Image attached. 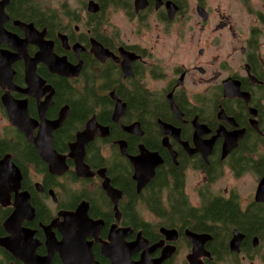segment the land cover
<instances>
[{"label": "flooded vegetation", "instance_id": "flooded-vegetation-1", "mask_svg": "<svg viewBox=\"0 0 264 264\" xmlns=\"http://www.w3.org/2000/svg\"><path fill=\"white\" fill-rule=\"evenodd\" d=\"M90 2L96 6L94 12L95 6L89 11ZM36 3L47 13L55 12L59 18V28L67 38L66 47L58 38L60 30L55 33L57 39L48 38L46 28L21 20L14 0H9L5 7L8 21L2 24L7 37L0 32V42L10 38V45L0 43V52H3V55L0 54V67L3 70L7 67L9 53L11 57L19 54L21 58L27 33L17 23H31L37 30V36L45 31L44 40L53 43V52L57 57H66L72 65L80 63V75L67 79L52 74L44 64H39L37 75L44 84L29 83L28 88L31 90L28 94L35 97L9 90L7 77L4 80L1 78L0 121L6 120L7 128L15 130L38 155L33 144L18 129L10 126L1 98L9 90L10 97L17 101L16 106L26 101L27 118L39 122V102L45 104L50 96L52 102L47 106L44 118L54 121L63 107H68V81L74 82L78 88V118L85 119L82 129L76 131L68 144L65 137L70 128H62L66 119L53 133L52 150L65 157L67 170L55 176L43 163L50 177L45 184L44 180L35 182L31 178V183L27 178V187L38 197L44 196L51 213L49 222L44 224L35 222V210L33 218L27 215L28 209H23L20 215L21 219L26 218L22 222L23 228L34 231L38 244L35 250L40 247L44 250L43 255L36 254L41 257L48 254L43 227L53 221L52 231L55 238L61 241L63 237L60 234L65 231L69 218L59 215L75 212L84 205L82 207L87 210L91 220L87 241L92 243V258L96 264H176L178 260L181 264H255L257 260L264 264V202H259L256 197L259 183L264 179V0H86L76 8L62 3L60 12ZM119 14L123 19L119 17L117 22L111 21ZM119 21L129 28L133 24L140 31H148L151 22H155V29L159 31H175V45L165 56V62L159 57L156 58L158 64L153 61V46L147 48L141 42L127 44L128 41L114 35L113 32L122 27ZM181 37H185L186 43L181 48L183 59L177 65L171 64ZM33 38L35 40V36ZM15 42L17 50L21 43V50H15ZM39 51L40 47L25 44L23 60L25 53L32 59ZM23 60L13 62L11 68L14 72L13 85L24 90L27 80L24 81ZM155 81H161L158 89L151 87ZM117 105L122 109L119 110L118 121L115 117ZM91 119L96 122L98 131L94 139L85 145L83 163L86 166L85 176H88L80 178L75 172L73 157L68 156L69 146ZM237 132H241V136L235 144ZM121 142L123 144H119ZM115 153L119 154L120 159L114 156ZM87 158L90 162H87ZM135 162L140 168L143 166L153 171V176L140 189L137 188L138 168L136 172ZM122 166L124 168L120 172ZM26 167L27 174L31 172V167L34 169L31 164H26ZM149 170L141 173L148 174ZM72 173L76 177L74 182L69 181ZM247 174L253 175L255 181L245 205L241 203L234 186L219 190L216 186L225 178L241 181ZM188 177L199 178L195 190L198 202L195 204H192L187 191ZM171 179L179 182L173 184L170 191ZM37 183L42 190L36 188ZM24 188L22 184L20 191L27 192L30 201L31 193ZM109 189L119 192L116 209L114 196L109 195ZM152 190L164 208L175 204L179 194L176 191L179 190L183 201L191 206V215H186L187 210L180 211L181 216L186 217L184 222L189 224L181 223L177 216L174 218L176 226H164L162 218L147 208V194ZM50 192H53L54 200ZM213 198L230 206L231 220H235L236 208L241 214L249 213L245 216L251 222L257 221L258 230L242 229L239 222L211 225L210 217L204 214L207 216ZM12 200L13 194L10 207ZM15 200L13 204H16ZM179 203L178 198L176 206ZM142 210L159 221L157 224L150 223L155 227L149 234L153 240L144 231L148 229L149 221L144 218ZM194 214L195 219L192 217ZM34 226L39 228L41 236L36 237ZM117 230L119 233L129 230L123 238L130 246L133 245L130 243H135V248L132 246L127 254L121 252L118 258L112 255L110 259L103 252L113 247L111 240ZM162 231L169 232L168 239ZM191 234L196 240L195 246ZM70 236L71 244L67 248H75V253L67 256L60 252V255L63 259L67 256L71 264H79L81 257L78 256L86 248L82 242L83 247L73 243L74 236ZM105 245L109 246L105 248ZM153 245L155 250L149 252L148 248ZM87 254L85 252V256ZM60 255L54 253L51 263L54 264L57 256L59 264H62ZM85 256L83 260L88 259ZM85 264H91L90 260Z\"/></svg>", "mask_w": 264, "mask_h": 264}, {"label": "water", "instance_id": "water-1", "mask_svg": "<svg viewBox=\"0 0 264 264\" xmlns=\"http://www.w3.org/2000/svg\"><path fill=\"white\" fill-rule=\"evenodd\" d=\"M8 1L9 0H0V32L2 33L4 32L6 37H7L6 35L7 32H5V29L2 27V24L8 21V17L5 13V7L7 6ZM88 6H89V11L91 12V8H93L95 4L93 2H90ZM95 9L96 6L93 8V12L95 11ZM17 25L24 32L26 30L27 33L25 34L26 35L25 42H23V50H21V43L19 44V50H21V58L19 57V54L17 55L13 54V57H11V53H9L10 54L9 58L11 59L9 62H8L9 58L7 59L8 68L5 67V70H3V67L2 66L0 67L1 68L0 80L1 78L4 80L5 76L7 77V81L9 82L8 85L9 90H13V91L18 90L17 92H21V94L23 95L26 96L29 95L28 97H35L34 95L28 94V92H31V90H29L28 88H29V83L38 84L39 86H42L44 84L43 80H40V78L37 75L36 69H37V65L39 64L42 65L44 64L45 67L49 69L48 71H50L52 74H55L60 77H65L67 79L77 78L80 75V69H81L80 63H78L77 65H72L67 61L66 57H57L53 52V43L51 41L44 40L45 31L39 33V35L37 36V30L34 28L33 24L31 23L19 24L18 22ZM33 36H35V40ZM58 38L61 41V43L66 47L67 45L66 36H64L63 34L59 36L58 34ZM2 42H6L10 45V38H7L1 41L0 43ZM27 43L40 47V51L32 59L28 58V56L25 53V60H23V51L25 52V44ZM11 47L13 48V42H11ZM15 50H17V42H15ZM0 54L3 55V52H0ZM5 55H7V52H5ZM18 60L19 61L23 60L24 62V76H25L24 81L27 80L25 82L26 87L24 90L16 88L12 82V77L14 72L11 68V65L13 64V62H17ZM1 89H3L2 85H1ZM9 90L7 91V95L5 94L3 95V98H1V102L7 111V116L9 118L10 126L18 129V131L21 132L24 135V137H26L27 141L33 144L35 150L38 152L41 161L47 165L50 174L55 176L62 175L67 170V166L65 164V157L56 154L55 151L52 150L51 146L53 143V133L62 126L64 120L68 115V107H63V109L58 113V117L56 120L47 121L44 118V114L47 106H49L52 102L51 97L49 96L50 101L47 100L46 98L47 102L43 104L39 102V98H38L39 96L37 94V102H39V110H40V111L38 110V114L40 113L39 122L36 120H29L26 114L27 111L26 101H22L23 103L19 105L21 107L16 106L17 101L13 100L12 96L10 97ZM41 104L43 105L41 106ZM119 110L122 111L120 106L117 105L115 107V112H116L115 117L117 121H118V117L120 116ZM175 112H177V109L175 110ZM21 116H23V118H21ZM124 129H128V128H124ZM35 130H37L36 136L34 134ZM104 130L107 131L106 128ZM96 131H98V126H96V122L93 119L89 120L88 123L86 124L85 129L76 134L75 141L69 146L70 152L68 156L69 158L73 157V161L75 164V172L77 173V177L84 178L88 176V175L85 176L86 173L84 172V169L86 168V166L83 163L84 155H85V145L94 139ZM239 136H241V132L240 134L238 133L235 136V144L238 141ZM119 144H123V143L121 142ZM235 144L233 148L235 147ZM10 158H11L10 155H5L4 158L0 159V173L6 179L5 182L1 181L0 179V204L2 206H9L11 194H13V200H15L16 197L15 200L16 204H13V200H12L11 204L13 207V211L4 223L7 236L2 239L0 238V246L4 250L9 252V254H11L15 259L22 262L23 264H52L51 258L54 253L60 255V252H63L67 254V256H70L71 253H75V248L69 250L71 244V240H69V238H71L70 235H72L74 236L72 237L73 243L81 247H83L82 245L84 244L86 248V250L82 248L83 249L82 254L78 256V258L81 257L79 264H85V262H89V260L91 264H96L93 262V258H92V248H91L92 243L87 241V236L90 235L89 227L91 226L90 224L91 220L87 216V210L82 207L84 205L79 206V208H77L75 212H71L67 214L63 213L59 215V217L65 216V218H69L68 220L69 223L67 224L65 231L63 230V234L61 232V229L59 228V232H61L60 235H62L63 237L61 241H58L55 238V234L52 231V227L54 224L53 221L49 225L43 227V232L45 235V244L48 254L43 257L38 256L36 254L35 248L37 247L38 244H37V240H35L34 231L28 228H23L22 222L26 218L18 219V214H17V218L14 217L15 208H17V206H18L17 210H19V208H21V210L28 209L29 212H27L28 213L27 215L31 218L34 217V211H33L34 209H32L33 207L29 203L30 197L28 193L25 191L23 192L20 191L22 175L20 170L17 168V166L13 163V161ZM138 166L139 164L135 162V170L136 167L138 168V172L136 170L138 174L137 188L140 189L143 187V185L147 184L149 179L153 176V171L149 170L150 168L146 167L144 169L143 166L141 168L140 166L139 167ZM143 170H149L148 174H146V172L145 174H142L141 172H143ZM139 182L141 183V186H139ZM38 184L39 183L35 184L36 188L42 190L40 188L41 185ZM108 192L111 197L114 196L113 204H114V208L116 209L119 192L111 189H109ZM50 195L54 200L53 192H50ZM256 197L259 202H264V179L259 183ZM56 220H58V218ZM127 232H129V230H127ZM127 232L119 233V230H117V232H114L116 234V236L115 234H113V240L115 244H113V240H111L112 241L111 246L113 247L112 248L110 247L111 249H109L107 248V246L109 245H105L106 246L105 248L107 249L105 250V248H103V250H105L103 254H105V256H109L110 259L112 255H114L115 258H118L121 252L127 254L128 253L127 250H132L133 247L135 248V243H130L133 244L131 246L125 243L123 236H127ZM162 232L164 234L166 233L165 235L166 238L168 239L169 236H167V234H169V232H164V231ZM65 234H66V238H64ZM75 238H77V240H75ZM191 238H193V234H191ZM191 238H189L190 242H191ZM238 239L240 240V237ZM64 240H67V242H65ZM81 242L83 244H81ZM195 242L196 240L193 238V246H195ZM145 243L148 244V241L145 240ZM234 243L235 241L233 242V244ZM233 244H231V249H233L232 247ZM67 246H69V248H67ZM153 250H155V245L148 248L149 252H153ZM85 252L88 253L87 260H83V256H85ZM123 255L125 256V254ZM67 256H65V259H63L61 255L59 256L62 261V264L63 263L70 264L69 258H67ZM87 256H85V258H87ZM145 258H146V254H145ZM141 264H151V263L141 262Z\"/></svg>", "mask_w": 264, "mask_h": 264}, {"label": "trees", "instance_id": "trees-1", "mask_svg": "<svg viewBox=\"0 0 264 264\" xmlns=\"http://www.w3.org/2000/svg\"><path fill=\"white\" fill-rule=\"evenodd\" d=\"M14 3L16 7L18 8V11L21 13V20L24 22H32L36 27L39 28H46L47 30V36L50 39H57L55 36L56 31L60 30L58 33L62 32V30L59 28L58 25V20L59 18L56 16L54 11H51L50 13H47L44 11L40 4H37L35 0H14ZM15 11V9L13 8ZM72 35V34H70ZM67 89V102L66 104L69 107V114L66 118V123H64L62 128L69 127L70 130L67 132L65 139H67V144L71 142L74 138V134L76 133L77 130L82 129L84 125V120H80L78 118V110H79V98L80 95L78 93V88L74 85V82H67L66 85ZM91 97V96H90ZM87 105H90L87 104ZM58 134V133H57ZM57 140V136H56ZM66 145V144H65ZM30 145L25 143L23 138L20 137L18 133H16L15 130L11 128H7L3 134H0V159H2L5 155L9 154L11 156V160L13 163L20 169L22 173V182L21 186H23L30 191L31 193V206L35 210V222L39 221L42 224L48 223V218L50 216V209L48 205L46 204L44 196L40 195L39 197L35 195L32 191L31 188L27 187V178L30 180L32 183V179L30 174H27V167L26 164H31L34 166L35 172L38 174L43 175V180L44 184L47 182L48 179H50L49 174L46 171V166L43 164V162L40 160L38 155L36 154L35 151H32L30 149ZM33 149V148H32ZM34 150V149H33ZM59 152L63 153V151L58 150ZM118 159H120V156L118 153H115V155ZM87 162H90V159H86ZM123 166L120 168L122 172L123 171ZM122 174V173H121ZM120 174V175H121ZM171 175L175 178V173L172 172ZM30 176V177H29ZM118 173H116V177H118ZM76 180V177L72 173L70 176L69 181L74 182ZM172 184V187L170 191L173 188V184H177L179 181L178 180H173L169 181ZM168 184V182H167ZM24 188V189H25ZM176 191V190H173ZM158 192V191H157ZM178 194V197H176V202L175 204H172L168 207H163L160 204V200L156 198V192L154 190L148 192V197H147V208L155 215L160 218H162V224L167 227H172L176 226V221L175 217L179 219L181 223H184L188 225V222H184V219L186 217L181 216L180 211L182 210H187V216L191 215L190 213V207L189 205L184 202V198L180 194L179 190L176 191ZM171 196V194H170ZM179 198L180 203L179 205L176 206L177 199ZM214 199V198H213ZM211 201L210 206H208L209 211L204 214L205 217H210L211 225L217 224V222L223 223L225 225H230V224H238L242 229H257L258 230V225L257 221L256 222H251L250 219H248V216L246 217L245 214L249 213H244L241 214L238 209L236 208L234 211V214H236L235 220H231L229 217H231V214L229 213L232 209H230V206L225 205L221 200H216L214 199ZM12 212V207L10 206H2L0 204V238H4L7 236V232L5 231L4 223L7 220V218L10 216ZM192 217H196V214H194ZM243 217V218H242ZM236 218L238 220H236ZM195 222V221H194ZM198 223V222H197ZM149 225V227H148ZM152 224H147L148 229L144 230L146 234H148V237L153 240L149 234L152 233V229H154V226H151ZM34 228L37 231V235H40V230L36 226ZM38 255H43L44 250L42 247L38 248L36 250ZM54 264H59L60 261L57 256H55L53 260ZM0 264H23L22 262L18 261L15 259L9 252L4 250L0 246Z\"/></svg>", "mask_w": 264, "mask_h": 264}, {"label": "rangeland", "instance_id": "rangeland-1", "mask_svg": "<svg viewBox=\"0 0 264 264\" xmlns=\"http://www.w3.org/2000/svg\"><path fill=\"white\" fill-rule=\"evenodd\" d=\"M86 0H35V2L42 3L43 7L49 6L56 11L60 12V7L62 3H68L72 8L80 7L82 6V3ZM122 18V14H119L117 16L112 17L111 21L117 22L118 18ZM120 26L122 27L118 29L116 32H113L114 35H119L120 39L123 41H128L127 44H137L136 42L143 43L147 48L150 46H153L154 49L152 50L153 55V61L157 63V57L161 58L163 62H165V56H167V53L171 52L175 45V31H159V29H155V22H151V28L148 31H140L131 24V27L129 28L127 25H123V21H119ZM154 28V30H153ZM59 34H62L59 33ZM185 37H181L179 41V47L177 50V53L171 60V64L180 62L183 59L184 52L181 50L182 46H185L186 43H184ZM176 59V60H174ZM152 81H149L151 83ZM161 81H155L153 84H151V87L153 89H158L160 87ZM7 121H0V134L4 132L7 129ZM30 169L31 172L29 173L31 178L36 181L43 182L42 175L38 174L34 171L33 167ZM187 191L190 197V200L192 204H195L198 202L197 195H196V188L198 185L199 178H187ZM226 179V178H225ZM221 180L216 186L219 189H225L230 188L229 186H234L237 192H239V196L241 199V203L244 205L248 202V198H250V192L252 185L254 184V176L251 174H247L243 180ZM200 185V184H199ZM222 191V190H221ZM220 191V192H221ZM217 192V191H216ZM216 195V194H215ZM50 208L52 207V203L48 202ZM144 214V218L149 221V223L157 224L159 221L156 220L150 213H148L146 210H142ZM255 264H260V261L257 260ZM176 264H181V262L178 260Z\"/></svg>", "mask_w": 264, "mask_h": 264}, {"label": "bare ground", "instance_id": "bare-ground-1", "mask_svg": "<svg viewBox=\"0 0 264 264\" xmlns=\"http://www.w3.org/2000/svg\"><path fill=\"white\" fill-rule=\"evenodd\" d=\"M11 175V174H10ZM7 176H9V175H7ZM0 179H1V181H3V182H5L6 181V179L4 178V176L3 175H1V173H0ZM17 214H18V219L20 218V215L21 214H23V210H21V208H19V210H17L16 212H15V216L14 217H16L17 218ZM76 262V261H75ZM70 263V262H69ZM71 264V263H70Z\"/></svg>", "mask_w": 264, "mask_h": 264}]
</instances>
